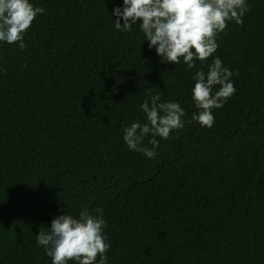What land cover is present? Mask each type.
Instances as JSON below:
<instances>
[{
    "label": "trees",
    "instance_id": "trees-1",
    "mask_svg": "<svg viewBox=\"0 0 264 264\" xmlns=\"http://www.w3.org/2000/svg\"><path fill=\"white\" fill-rule=\"evenodd\" d=\"M30 2L44 13L27 49L0 42V264H52L40 229L85 208L103 212L107 264H264V0L192 69L162 64L142 21L116 30L123 0ZM217 57L235 93L212 127L188 123L193 77ZM148 91L186 112L169 139L145 137L152 159L122 130L147 122Z\"/></svg>",
    "mask_w": 264,
    "mask_h": 264
},
{
    "label": "clouds",
    "instance_id": "clouds-1",
    "mask_svg": "<svg viewBox=\"0 0 264 264\" xmlns=\"http://www.w3.org/2000/svg\"><path fill=\"white\" fill-rule=\"evenodd\" d=\"M123 5L113 12L117 17L116 30L130 32L133 25L142 21L140 30L161 63L176 65L183 61L188 69L195 68L196 61L203 65L213 57L219 47L216 38L227 29L228 22L242 24L243 16L250 11L246 0H123ZM43 13L44 9L34 6L30 0H0V42L26 50L24 37L37 16ZM232 75L218 57L208 65L207 73L203 69L196 72L192 99L198 111L188 123L196 121L201 127L213 126L212 110L222 108L235 93ZM217 85L219 90L213 94ZM147 96L149 99L140 105L147 122H133L122 130L130 150L152 159L159 141L151 139L149 149L143 146L145 137L151 134L169 139L173 131L184 128L186 112L178 102H159V94L148 91ZM96 212L99 215L93 216L85 208L79 218L62 214L51 221L50 229H40L37 245L45 249L52 264H107L111 246L104 235L106 221L101 209Z\"/></svg>",
    "mask_w": 264,
    "mask_h": 264
}]
</instances>
